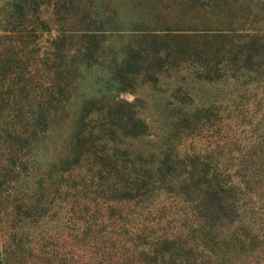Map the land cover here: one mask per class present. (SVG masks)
<instances>
[{
  "label": "trees",
  "instance_id": "16d2710c",
  "mask_svg": "<svg viewBox=\"0 0 264 264\" xmlns=\"http://www.w3.org/2000/svg\"><path fill=\"white\" fill-rule=\"evenodd\" d=\"M4 16L0 264H264V0Z\"/></svg>",
  "mask_w": 264,
  "mask_h": 264
},
{
  "label": "rangeland",
  "instance_id": "374dc122",
  "mask_svg": "<svg viewBox=\"0 0 264 264\" xmlns=\"http://www.w3.org/2000/svg\"><path fill=\"white\" fill-rule=\"evenodd\" d=\"M12 0H0V32L3 28L4 25V21L3 18L5 17V8L8 5V2H10ZM44 39L47 38L48 34L45 33L44 35ZM143 91L144 96H146L147 101H148V110L147 112L151 113L153 116L157 115V110L154 104V98L151 97V90H149L147 87H143L141 89V92ZM123 98H126L128 100H132L134 98L135 95L131 94V93H123L121 95ZM2 228H0V251L2 249V242L4 241V238L6 237L5 233H2L1 231ZM3 250V249H2Z\"/></svg>",
  "mask_w": 264,
  "mask_h": 264
}]
</instances>
